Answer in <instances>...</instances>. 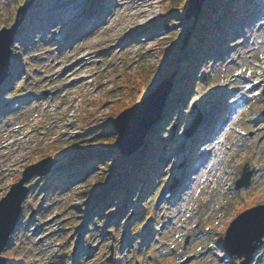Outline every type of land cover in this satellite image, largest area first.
<instances>
[{
    "label": "rangeland",
    "instance_id": "374dc122",
    "mask_svg": "<svg viewBox=\"0 0 264 264\" xmlns=\"http://www.w3.org/2000/svg\"><path fill=\"white\" fill-rule=\"evenodd\" d=\"M24 1L0 0V27L14 21ZM85 1L86 8L91 7L93 13L101 10L109 13L107 21L88 29L77 17L74 29L69 26L66 29L72 38L67 51L58 50V45L49 42V35L41 38L42 22H33L34 7L38 8L44 0H33L20 26L24 39L14 41V82L5 89L0 111L5 96L10 97L9 101L20 97L29 99L30 104L5 116L0 112V198L29 163L48 154L57 162L51 173L33 176L28 182L32 190L25 201L24 217L16 236L10 238L9 246L1 253L7 256L8 264H113L114 261L115 264H134L136 260L141 264H181L189 256L194 261L185 264H229L214 256L213 251L198 258L196 255L209 248L226 253L222 243L231 219L247 206L264 202V130L251 123V118L262 112L264 98L258 95L251 103L244 102L246 88L238 96L234 94L240 82L237 73L253 74L259 80L257 88L264 87V0H226L228 3L220 5L222 7H212L214 13L220 12V15L207 31L215 33L214 45L219 44L221 50L217 52L211 46L205 69L195 74L191 68L196 61H192L190 40L198 34L207 8L212 6L211 0H205L206 7L202 6L200 12L189 18L184 11L188 0L144 4L141 6L144 9L155 8L148 22L137 16L129 0ZM235 1L241 3L239 12L231 11L230 4ZM225 18L230 22L225 23L224 29ZM80 30L81 34L74 36ZM187 32L188 40L183 43ZM130 36L133 39L122 44V40ZM249 47L254 48L252 52ZM79 51L97 55L85 68L68 73ZM59 68L65 72L59 80H52V74L58 73ZM181 68L183 71L175 84ZM170 71L174 72L173 97L169 95L165 102L164 109L169 114L165 125L162 128L154 125L137 152L118 159L116 133L111 125L116 110L141 99L146 89L155 88L156 81ZM129 73H137L140 82L130 89L117 86L108 92ZM48 74L51 77L48 78ZM85 74H93V81L69 85ZM235 77L237 79L230 84ZM188 79L191 82L194 79V86H187ZM181 86L185 89L178 95L176 89ZM57 89L61 90L56 92ZM47 90L50 93L43 95ZM36 95L43 97L34 101ZM199 112L203 117H210L213 126L218 122L217 126L199 135L200 122L187 135V128ZM85 116L89 119L84 120ZM97 125L110 128L112 142L91 154L74 152L79 147L78 142L92 141L90 137L100 128ZM166 125L168 131L163 130ZM239 129L245 134L238 132ZM27 130V136L22 138ZM157 136L160 142L167 143L164 149L160 144L157 146L163 173L158 187L148 195L149 212L141 216L140 225L135 227L130 218L136 212L126 201L132 193L125 187L121 192L123 199H119L114 198L113 190L138 167ZM205 142L211 145L200 152ZM230 143L231 149L228 148ZM222 155L224 159L218 167L209 171L207 166ZM91 156L97 160H92ZM203 158L207 161L196 169L195 165ZM246 164L253 169L248 187L227 189L226 183L232 182L235 186ZM191 170H195L194 178L186 173ZM106 171L112 177L109 183L107 174H102ZM52 173L59 174L57 181L48 180ZM174 179L175 188L183 197L165 198L162 191ZM141 192L142 188L138 189L134 199L137 200ZM193 206L197 212L191 209ZM89 211L93 212L91 217L87 216ZM151 218L155 226L150 224ZM82 226L86 227L84 232L80 231ZM145 229L149 233L142 241L138 233ZM108 230L112 231L107 233ZM128 238L133 239L131 246L127 244ZM79 240V247L73 253ZM112 247L115 252L110 257ZM249 264H264V245Z\"/></svg>",
    "mask_w": 264,
    "mask_h": 264
},
{
    "label": "water",
    "instance_id": "95a60500",
    "mask_svg": "<svg viewBox=\"0 0 264 264\" xmlns=\"http://www.w3.org/2000/svg\"><path fill=\"white\" fill-rule=\"evenodd\" d=\"M204 0H188L186 16L201 11ZM31 1L22 5L17 13L16 20L10 27L0 28V85L8 75L10 63L11 44L17 28ZM22 16L19 18V16ZM187 38L185 39V41ZM171 90V77L163 79L160 84L126 107L113 119V125L118 132L116 145L122 154H132L145 141V137L153 124L162 116L166 97ZM201 114L188 129L195 128ZM55 163L52 156L28 165L19 181L11 185L8 193L0 200V251L6 245L11 232L19 220L22 202L29 193L25 182L34 174L48 173ZM245 179L239 180V186L248 184L251 172L244 175ZM264 203L254 205L242 211L229 225L225 237L227 250L238 256L245 255L240 264H246L251 259L255 249L260 245L264 234ZM0 264H5V257H0Z\"/></svg>",
    "mask_w": 264,
    "mask_h": 264
},
{
    "label": "bare ground",
    "instance_id": "6f19581e",
    "mask_svg": "<svg viewBox=\"0 0 264 264\" xmlns=\"http://www.w3.org/2000/svg\"><path fill=\"white\" fill-rule=\"evenodd\" d=\"M82 0H44V2L38 7L36 10V13L34 15V20L37 22H44L46 23L45 26H43L42 30L44 34L47 36L49 35V42H53L55 45H58V50L60 51H67L69 49V41L72 40V38H66L64 42H60L58 38L54 36L55 32L58 30H61L62 28H65L66 25L74 22V20L78 17L80 10L78 9V6ZM159 0H129L131 4H133V8L135 13H138V17L141 18L143 22H148L152 17L153 14L155 13V8H148L144 9L143 6L144 4L147 3H153V2H158ZM127 3V2H126ZM110 11V10H109ZM108 11V12H109ZM107 14H103L100 19L98 20V24L95 26V28L100 24L103 25L106 23L107 20ZM105 18V19H104ZM23 29H20V32H18V39L23 40L24 37L20 35L22 33ZM66 31V30H65ZM79 33H75L74 36L78 37ZM237 36H240V33L237 34ZM65 37V36H63ZM135 37V35H134ZM70 39V40H69ZM133 39V37H132ZM130 39V40H132ZM122 44H127V43H122ZM253 47H249V51H253ZM81 51V50H80ZM79 51V53H80ZM83 52V51H82ZM78 53L79 57L81 59L79 62H75L72 64L71 68L68 70V73L72 71V73L76 70H79L85 65L88 64V61H86V53ZM264 67V66H263ZM67 70V69H66ZM262 75V74H260ZM232 79L230 84H232L235 80ZM236 92L235 95L240 93L242 89L244 88V85L242 82H240L239 85L235 86ZM256 124H264V120H257L256 119ZM211 145L209 142H205L199 149L202 150L203 148H207ZM206 160V158H204ZM201 165V164H199ZM213 165L208 166L209 170L212 169ZM189 172V171H188ZM191 174L194 173V171H190ZM229 175V172H227Z\"/></svg>",
    "mask_w": 264,
    "mask_h": 264
},
{
    "label": "trees",
    "instance_id": "16d2710c",
    "mask_svg": "<svg viewBox=\"0 0 264 264\" xmlns=\"http://www.w3.org/2000/svg\"><path fill=\"white\" fill-rule=\"evenodd\" d=\"M213 2H214V4L216 3V4H219V5H222V4H224V2L222 1V0H213L212 1V4H213ZM234 6V9H235V5H233ZM170 7H173V3L171 4V6ZM204 8H205V4H204V6H203ZM208 9V14H207V16H206V18L204 19V21H202V28H200V31L198 32V34H196V36L192 39V42L190 43V49H191V51H192V54L193 53H199V51H198V48H199V46L202 44V45H204L205 43H206V41L203 39L204 38V35L206 34L205 33V31H206V29H204L203 27L205 26V25H207V22H208V19H209V17L210 18H212V20L214 19V18H216L215 16H212V9L211 8H207ZM168 10H170V9H168ZM208 28H209V26H208ZM207 28V29H208ZM202 41V42H201ZM164 51H168V53H169V51L170 50H164ZM171 52V51H170ZM201 55V54H200ZM185 66V65H184ZM184 68V67H183ZM168 74L169 73H166L163 77H161L160 78V80H157L156 81V85H158V83L164 78V77H167L168 76ZM139 75L136 73V75H133V74H130L129 73V75L128 76H126V77H124L125 79H122V82L121 83H117L116 84V86H120V87H122L123 89H127V87H129L128 89H130V88H132V87H134V84L136 83V82H140L139 81V77H138ZM177 81H178V75H177V77H176V79H175V82L177 83ZM139 88V90L140 91H142V89H141V87L139 86V85H137ZM154 87H150V89L148 90V89H146L143 93L144 94H146L147 92H149V91H151L152 89H153ZM180 89H182V88H180ZM110 91H108V92H112V90L113 89H109ZM143 94V95H144ZM125 105H122L118 110H116L117 112L116 113H118L119 112V110H121L123 107H124ZM164 116H166V114L164 115ZM164 129H165V127H164ZM94 139L92 140V142L91 143H83V145H79V147L77 148L78 150H80V151H89V150H91L92 148H95V147H100V146H104V145H106V144H109L110 142H112V138H113V134H112V132L111 131H109V130H107V128H105V127H103L98 133H96L95 135H94V137H93ZM156 149V144L155 145H153L152 146V149L150 148V150H149V153H150V155H153V152H154V150ZM151 160V156H149L147 159H146V162L145 163H143L142 162V164L140 165V167H138L134 172H133V174H132V177H131V179H129L128 181H127V183L130 185V186H133V187H136L138 184H137V182H138V180H139V177L141 176V175H143V170L146 168L147 169V163L149 162ZM55 177H56V175H55ZM106 179L107 180H109L110 179V177L107 175V177H106ZM122 188V187H121ZM116 193H117V191H116ZM131 203H133V200H129ZM140 208H143V209H146L147 208V202L145 201L144 203H141L140 205Z\"/></svg>",
    "mask_w": 264,
    "mask_h": 264
},
{
    "label": "snow or ice",
    "instance_id": "6c2138e0",
    "mask_svg": "<svg viewBox=\"0 0 264 264\" xmlns=\"http://www.w3.org/2000/svg\"><path fill=\"white\" fill-rule=\"evenodd\" d=\"M22 2H23V0H22ZM248 87L251 88V84H249ZM253 95H257V93L253 92ZM262 207H264V206H262Z\"/></svg>",
    "mask_w": 264,
    "mask_h": 264
}]
</instances>
